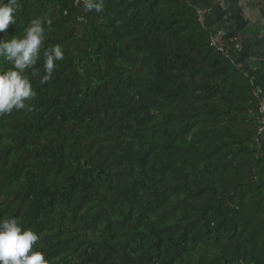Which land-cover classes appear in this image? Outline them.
<instances>
[{
  "label": "trees",
  "instance_id": "1",
  "mask_svg": "<svg viewBox=\"0 0 264 264\" xmlns=\"http://www.w3.org/2000/svg\"><path fill=\"white\" fill-rule=\"evenodd\" d=\"M196 9L19 0L0 40L33 20L46 39L25 71L35 97L0 114V219L36 233L48 264H264L259 100Z\"/></svg>",
  "mask_w": 264,
  "mask_h": 264
},
{
  "label": "clouds",
  "instance_id": "2",
  "mask_svg": "<svg viewBox=\"0 0 264 264\" xmlns=\"http://www.w3.org/2000/svg\"><path fill=\"white\" fill-rule=\"evenodd\" d=\"M19 0H0V34L5 33L10 24H15V14ZM85 9L103 10V0H85ZM51 23V21H47ZM46 39L45 29L40 20H33L25 29L22 38L13 36L10 40H0V61L10 62L12 67L0 74V114L23 110L35 97L27 69L33 68L40 58ZM44 76L49 80L56 71L57 61L64 59L59 45L43 52ZM39 237L30 229H24L16 218L0 219V264H48L44 253L33 250Z\"/></svg>",
  "mask_w": 264,
  "mask_h": 264
},
{
  "label": "crops",
  "instance_id": "3",
  "mask_svg": "<svg viewBox=\"0 0 264 264\" xmlns=\"http://www.w3.org/2000/svg\"><path fill=\"white\" fill-rule=\"evenodd\" d=\"M207 11L209 30L224 29L239 46L230 62L248 79L264 103V0H188ZM264 138V135H263Z\"/></svg>",
  "mask_w": 264,
  "mask_h": 264
},
{
  "label": "built area",
  "instance_id": "4",
  "mask_svg": "<svg viewBox=\"0 0 264 264\" xmlns=\"http://www.w3.org/2000/svg\"><path fill=\"white\" fill-rule=\"evenodd\" d=\"M206 13L207 11L204 9H196L195 11L196 22L203 30H209L206 26L205 21ZM208 44L211 49L224 56L225 58L231 57L230 51L228 49L229 47L234 51H237L239 49V46L234 42V39L229 38L224 29L212 30L209 33ZM254 97L259 100V106L256 111V136L260 138L264 135V103L257 93H254Z\"/></svg>",
  "mask_w": 264,
  "mask_h": 264
}]
</instances>
